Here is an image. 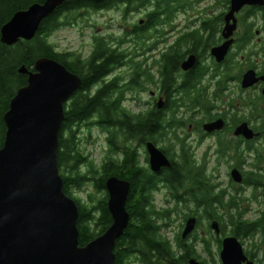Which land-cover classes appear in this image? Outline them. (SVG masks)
Wrapping results in <instances>:
<instances>
[{
    "label": "flooded vegetation",
    "instance_id": "flooded-vegetation-1",
    "mask_svg": "<svg viewBox=\"0 0 264 264\" xmlns=\"http://www.w3.org/2000/svg\"><path fill=\"white\" fill-rule=\"evenodd\" d=\"M203 1L193 0L191 7L176 12L175 18L161 32L157 28L146 29L147 8L138 9L127 16L124 7L92 10L84 16L111 11L121 13L125 20L138 13H142L144 18L128 26L122 37L94 36L93 49L88 56L57 50L60 54L73 53L81 56L82 60H89L98 49L96 39L106 38L107 45L125 57L101 82L91 88L89 96L94 98L101 90L111 86L112 92L109 93L112 98H120L121 106L129 111L127 104L133 102L139 109L137 115L162 111L170 118L176 111L178 117L182 118L159 134L151 130L153 135L145 139L144 145L136 140L134 142L139 165L144 168L143 171L146 170L139 177L134 190V206L166 211L168 218L159 217V224L164 221H168V224L173 221L181 223L173 240H170L173 248L169 253L174 254L175 258L166 260L168 264H191L193 260L200 264H223L221 253L224 240L235 237L244 247L243 238L254 233L246 230V224L257 225L255 231L261 233L264 243V100L262 104L254 105L256 95L264 99V79L253 86L244 87V77L248 72L255 71L257 78L264 77L262 20L260 17H250L249 22H258L254 25V36L244 41L246 29L241 22L248 8H257L245 7L237 14V29L226 39L225 16L231 10V0L229 3L226 0H211L213 3L197 10L195 3L198 2L199 6ZM220 6H223V11ZM179 13L185 16L194 14L185 17L184 26H180L175 24ZM220 16L222 19H219L218 24H210L205 29V23ZM137 29H141L145 39H137ZM199 34L203 35L204 40H201ZM107 37L118 38L119 41ZM229 40L233 42L224 59L219 61L214 50ZM175 49L182 51L181 72L164 89L163 83H160L161 73L157 60L164 54L172 56ZM191 57L196 59L194 67L184 70L183 64ZM139 63L145 74L140 76L143 87L140 86L136 91L132 87L135 86L134 78ZM185 86L194 95L203 96L209 104L187 103L184 100L186 94L183 93ZM76 92L65 103V108L73 105V98L78 96ZM142 95L149 97L143 100ZM174 100L179 104L174 105ZM218 121L223 122L221 128L206 129L207 125ZM244 126L251 132V137L239 133V129ZM106 135L108 155L109 134ZM148 144L159 147L170 160L171 166L154 172ZM161 144L166 145L163 147H167V152ZM223 176L226 178L223 179ZM253 204L260 207L254 210L257 215L254 219L247 217L252 212ZM180 210L182 213H179ZM190 219L195 220V229L184 238L183 233ZM214 224L218 225L219 232ZM178 238L184 248H179ZM263 246L260 249L262 251H250L244 247L250 262L264 264Z\"/></svg>",
    "mask_w": 264,
    "mask_h": 264
},
{
    "label": "trees",
    "instance_id": "trees-1",
    "mask_svg": "<svg viewBox=\"0 0 264 264\" xmlns=\"http://www.w3.org/2000/svg\"><path fill=\"white\" fill-rule=\"evenodd\" d=\"M45 1L0 0V149L4 146L7 133L5 114L9 111L11 101L18 90L28 84V75L19 71L22 66L34 72L39 59L51 58L63 64L70 72L78 74L82 79V86L76 92L78 96L73 98V105L65 108V121L60 133L58 157L60 173L64 180V191L76 201L80 211L78 221L80 246H87L105 234L112 226L113 217L108 206L107 181L112 177H118L131 183V192L126 205L131 221L124 235L117 241L116 264H127L130 260L140 264H168L166 260L175 258L174 254L169 253L173 245L168 236L163 233V230L169 226L168 224H159L157 221L159 217L168 218V214L166 211L160 212L154 208L150 210L145 207H135L132 202L139 177L146 172L139 165L134 142L136 140L144 145L145 139L151 138L153 135L151 130L159 134L167 126L176 124L182 118L178 117L176 111L170 118L166 112L162 111L137 115L122 107L120 98H112L109 93L112 92L111 86L91 98L89 96L91 88L101 82L116 64H120L125 55L112 50L107 45L106 38H97L98 49L93 57L89 60H82L81 56H76L73 53L60 54L51 43L50 38L66 23H71L77 17L87 15L92 10H112L123 7L126 8V16L138 9L147 8L145 11L148 20L146 29L157 28L161 32L171 23L172 18H175L176 12L191 7L193 0H65L64 5L43 21L33 40H21L14 46L4 45L1 42V29L12 19L14 14L28 9L33 4ZM229 1L226 0V3ZM250 17L253 19L260 17L264 30V7L248 8L245 13L241 22L246 29L244 41L254 36V25L258 22L257 20L249 22ZM219 19H222V16L205 23V29L210 24H218ZM136 32L138 40L145 39L141 29H137ZM202 34L199 35L201 40H204ZM107 39L118 40V38L112 37H107ZM181 56L182 51L175 49L172 56L168 57L164 54L157 60V67L161 73L160 83H163L164 89L168 82L171 83L175 75L181 72ZM142 69V64L139 63L133 90L137 91L140 86L143 87L140 76L142 77L145 72ZM186 87H184L183 93L186 94L184 100L187 103L209 104L203 96L194 95ZM263 100L261 96L256 95L254 105L262 104ZM173 104L178 105L179 103L174 100ZM82 125L90 128L97 127L109 134L110 152L99 165L82 154L80 150V139L76 129ZM163 150L167 152V147H163ZM179 167L182 168L181 165ZM178 176L179 174L176 175V178ZM88 183H92L97 194H90L86 204L74 196L73 189H82ZM256 226L255 224L245 225L248 232H255ZM177 241L179 248L185 247L179 238Z\"/></svg>",
    "mask_w": 264,
    "mask_h": 264
},
{
    "label": "water",
    "instance_id": "water-1",
    "mask_svg": "<svg viewBox=\"0 0 264 264\" xmlns=\"http://www.w3.org/2000/svg\"><path fill=\"white\" fill-rule=\"evenodd\" d=\"M64 4L65 0H46L18 11L2 27L1 42L14 46L21 40H33L43 21ZM245 7H264V0H231V10L225 16L226 39L237 29V14ZM232 42L214 50L219 61ZM195 63L191 57L182 68L189 70ZM19 71L28 75V84L18 90L5 114L7 133L0 149V264H116L117 241L131 221L126 206L131 184L118 177L107 181L113 224L105 234L81 247L79 207L65 193L59 168L65 103L80 88L82 79L51 58L39 59L34 72L25 66ZM260 79L264 77L257 78L256 72L250 71L244 77V87ZM222 123L207 125L206 129H219ZM239 133L251 137L245 126ZM148 150L154 172L171 166L159 147L148 144ZM214 228L219 232L217 224ZM194 229L195 220L190 219L183 237ZM221 258L223 264H254L235 237L224 240ZM191 264L200 263L193 260Z\"/></svg>",
    "mask_w": 264,
    "mask_h": 264
},
{
    "label": "rangeland",
    "instance_id": "rangeland-1",
    "mask_svg": "<svg viewBox=\"0 0 264 264\" xmlns=\"http://www.w3.org/2000/svg\"><path fill=\"white\" fill-rule=\"evenodd\" d=\"M197 3H195L194 7L199 10L202 9L205 5L213 3V1L204 0L203 3L199 6ZM219 8L221 9V11L224 10L223 6H220ZM193 14L194 13H191L190 15L193 16ZM187 16H185L183 13H179L177 15L175 24L184 26L186 22L185 17ZM142 18H144L142 13H138L131 15L129 19L125 20L121 13L111 11L102 12L101 14L92 13L89 17H85L82 15V17H77L74 21H71V23H66V25L63 26L60 30L53 33L50 38V41L59 52H74L84 56H88L93 49L92 40L94 36L114 35L115 37H122L123 31L128 26H131L134 23H138ZM147 87L149 88V86ZM148 97V95H142L143 100L148 99ZM127 105L129 106L131 112H139L138 107L135 106L133 102H130ZM76 130L79 134V147L82 154L91 158L90 160H93L97 165L102 163L108 153L106 133L101 131L97 127L90 128L85 125H82ZM160 146L163 147L166 145L161 144ZM225 178L226 177L223 176V179ZM73 194L76 198H79L80 200H82V202L87 204L88 196L90 194L95 195L97 193L92 183H88L82 189L74 188ZM259 208L260 207L257 204H253L252 212L247 215V217L252 219L257 217L256 213H254V210L257 211L259 210ZM179 213H182V210H180ZM179 217L180 216H177L178 219H180ZM164 224H168V221H164L163 225ZM180 225L181 223L179 222H170V224H168L169 227L166 230H163V233L168 236L169 240H173L174 235L177 233ZM243 241L245 249L250 251L260 250L261 246L264 245L263 237L258 231H255L250 237H244ZM127 264L140 263H135L133 260H130L127 262Z\"/></svg>",
    "mask_w": 264,
    "mask_h": 264
}]
</instances>
